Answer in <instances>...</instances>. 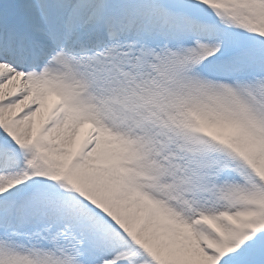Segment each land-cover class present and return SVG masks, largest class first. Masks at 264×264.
I'll return each instance as SVG.
<instances>
[{"label": "snow or ice", "instance_id": "snow-or-ice-1", "mask_svg": "<svg viewBox=\"0 0 264 264\" xmlns=\"http://www.w3.org/2000/svg\"><path fill=\"white\" fill-rule=\"evenodd\" d=\"M0 264H264V0H0Z\"/></svg>", "mask_w": 264, "mask_h": 264}]
</instances>
